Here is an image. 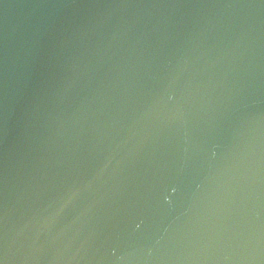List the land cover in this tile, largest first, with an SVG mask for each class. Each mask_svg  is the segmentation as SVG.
Returning a JSON list of instances; mask_svg holds the SVG:
<instances>
[{
	"label": "water",
	"instance_id": "1",
	"mask_svg": "<svg viewBox=\"0 0 264 264\" xmlns=\"http://www.w3.org/2000/svg\"><path fill=\"white\" fill-rule=\"evenodd\" d=\"M0 264H264V0H0Z\"/></svg>",
	"mask_w": 264,
	"mask_h": 264
}]
</instances>
